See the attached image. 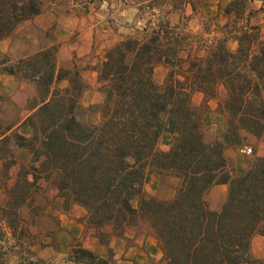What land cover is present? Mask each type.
I'll return each mask as SVG.
<instances>
[{
	"label": "trees",
	"instance_id": "16d2710c",
	"mask_svg": "<svg viewBox=\"0 0 264 264\" xmlns=\"http://www.w3.org/2000/svg\"><path fill=\"white\" fill-rule=\"evenodd\" d=\"M62 1L0 0V39ZM191 2L144 0L139 7L144 25L105 48L93 67L104 93L102 102L93 106L96 122L79 111L85 88L82 72L75 65L59 67L52 48L15 60L0 58V73L34 87L27 99L28 114L11 122L0 120V173L7 175L17 163L16 148L26 149L31 161L29 166L20 164L10 186L0 180L6 189L0 202V242L9 241L6 229L14 238L13 247L23 246L27 230L19 208L43 178L66 204L85 208L83 223L95 230L101 243L142 221L166 264H261L251 255V239L264 236V155L255 156L239 174L224 147L240 143L245 134L264 132V38L244 0L228 3L221 35L211 39L188 30L182 10L177 22H171L166 7L180 10ZM160 63L168 68L161 85L153 78ZM61 81L66 85L57 86ZM219 87L223 95L216 109L224 126L209 139L202 115L206 98L215 97ZM195 91L205 96L202 106L192 101ZM19 125H27L30 135L19 132ZM164 132L172 135L168 150L158 148ZM152 173L180 180L172 197L158 199L145 192ZM219 183L227 185L226 194L213 209L205 193ZM105 226L111 230H103ZM69 260L117 264L111 255L80 243L71 248ZM40 261L23 257L19 264H45Z\"/></svg>",
	"mask_w": 264,
	"mask_h": 264
},
{
	"label": "rangeland",
	"instance_id": "374dc122",
	"mask_svg": "<svg viewBox=\"0 0 264 264\" xmlns=\"http://www.w3.org/2000/svg\"><path fill=\"white\" fill-rule=\"evenodd\" d=\"M230 1L239 0H192L193 3L180 5L181 8L178 7L180 10L166 8L171 11L168 16L171 22H177L178 12L182 10L185 19L187 18L185 21L183 19L184 26L194 33L201 34L205 39H211L221 35L220 28L228 20L224 9ZM244 2L246 11L253 12L251 21L259 24L261 36L264 38V0H244ZM141 4H144V0H65L56 5L46 6L41 15L33 16L18 25L22 31L32 34L40 44H49V48H52L56 54L59 67L73 68L75 65L82 72L85 88L80 98L79 111L91 122H96L98 119V112L93 106L101 103L104 98L97 72L93 67L102 59L108 45L144 25L139 13ZM43 14H49L52 18L51 24L46 29L39 27V24L45 21L41 19ZM59 28L61 29L55 35V31ZM229 44L232 48L236 45L231 41ZM0 58L17 59L7 52H0ZM167 71L165 64H157L153 69L154 80L160 85L163 84ZM56 85L63 87L66 81ZM5 86L10 87L11 91L3 90L0 93V120L11 122L28 114L27 99L34 94V87L28 81H24L22 86L19 83L17 86L6 83ZM216 91L215 97L206 98L207 107L202 115L203 129L209 139L215 138L224 126V117L216 109L218 99L223 95V89L219 87ZM204 100L205 96L201 91L193 92L192 101L195 105L202 106ZM26 127L30 135V128L27 125ZM23 131L19 129V132L24 134ZM171 143L172 135L164 132L158 140V148L168 150ZM224 153L234 170V163L238 161L242 162L245 171L255 156L264 155V132L259 136L245 134L240 143L226 145ZM14 154L17 163L11 166L7 175L0 173L2 183L9 186L15 182L20 164L29 166L31 163L30 154L26 149L16 148ZM235 172L239 173L236 170ZM178 184L180 180L175 176L152 173L144 189L149 195L165 199L174 195ZM226 189V184H214L207 190L205 198L211 208H219ZM34 191L33 196L19 208L20 216L24 220L21 224L27 230L21 237L23 246L13 247L14 238L5 229L9 241L0 242V247L4 246V250L2 249L5 252L4 264H19L23 257H29L31 262L38 259L45 264H74L69 260V255L71 248L78 243L98 254L111 255L117 264H166L158 243L160 255H138L139 261L131 260L136 255L124 257L127 254L133 255L127 253L130 247H137L140 252L145 253V247L148 246H145V238L152 233L142 221L128 225L122 235L111 234L106 243H101L95 230L86 227L83 223L85 208L76 203L66 204L54 185L43 178L37 181ZM5 196L6 189L0 185V202ZM132 204L137 205V198L133 199ZM103 230L109 232L111 228L105 226ZM261 251H264V236L255 234L251 239V255L264 264V258L259 256Z\"/></svg>",
	"mask_w": 264,
	"mask_h": 264
},
{
	"label": "crops",
	"instance_id": "0c3cea01",
	"mask_svg": "<svg viewBox=\"0 0 264 264\" xmlns=\"http://www.w3.org/2000/svg\"><path fill=\"white\" fill-rule=\"evenodd\" d=\"M42 14V13H41ZM40 13L35 15H41ZM41 19H45V21H43L42 23L39 24V27L42 29H46V27H48L51 24V16L49 14H43V16H41ZM47 19V20H46ZM28 20V19H27ZM39 20V19H38ZM20 25V24H19ZM17 25V27L15 28V30L13 31L12 35L10 37H6L3 39H0V52H7L11 55V57L14 58H20V57H24L30 53H33L34 51H36L37 49L40 48H44V47H49V44L45 45V44H40L38 42L37 39L33 38V35L24 32L21 30V28ZM61 28L57 29L55 31V35L56 32L58 33V31ZM24 81L22 80H15V78L11 75H7V74H3L0 73V93L3 90H9L11 91V88L8 86H5V84H12L13 85H18V83L20 84V86H22ZM4 83V85L1 86V84ZM19 89V88H18ZM18 91V90H17ZM19 129H23L25 132V135H28L27 133V127L26 125H21ZM235 165V170L239 173H242L244 171V165L242 164V162H238L235 161L234 163ZM219 185H224L223 183H219ZM148 245V246H147ZM145 253L143 251L140 252L139 248L137 247H130L128 249L127 253H133V255H125L124 257H133L134 255H136V257H133L131 260H138V255H160L161 251L157 246V240L154 237V235L152 234H148L145 238ZM135 248V249H134ZM134 249V250H133ZM254 251V250H253ZM261 258H264V251H261V254L259 255ZM264 260V259H263Z\"/></svg>",
	"mask_w": 264,
	"mask_h": 264
},
{
	"label": "built area",
	"instance_id": "2783aa9c",
	"mask_svg": "<svg viewBox=\"0 0 264 264\" xmlns=\"http://www.w3.org/2000/svg\"><path fill=\"white\" fill-rule=\"evenodd\" d=\"M248 151H250V150L248 149Z\"/></svg>",
	"mask_w": 264,
	"mask_h": 264
}]
</instances>
